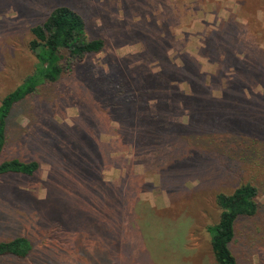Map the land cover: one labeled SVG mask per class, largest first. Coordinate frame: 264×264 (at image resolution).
I'll return each instance as SVG.
<instances>
[{
    "label": "rangeland",
    "instance_id": "374dc122",
    "mask_svg": "<svg viewBox=\"0 0 264 264\" xmlns=\"http://www.w3.org/2000/svg\"><path fill=\"white\" fill-rule=\"evenodd\" d=\"M57 5L104 45L6 119L1 159L39 168L0 175V241L33 242L26 258L0 264L112 263L91 228L108 209H97L103 188L71 160L94 147L100 184L127 188L120 264H215L205 232L218 216L215 194L243 182L258 204L234 221L229 246L236 264H264V0H0V99L33 69L29 28ZM156 112L165 137L144 125L136 144V121Z\"/></svg>",
    "mask_w": 264,
    "mask_h": 264
},
{
    "label": "trees",
    "instance_id": "16d2710c",
    "mask_svg": "<svg viewBox=\"0 0 264 264\" xmlns=\"http://www.w3.org/2000/svg\"><path fill=\"white\" fill-rule=\"evenodd\" d=\"M29 31L31 37L27 42V47L35 59L33 69L10 92L0 99V175L17 173L32 176L39 168L38 162L34 159L23 160L14 156L1 159L7 135L6 119L12 107L14 108L15 105L33 95L40 86L52 84L62 74L70 73L75 63L80 62L89 54L99 52L104 45L101 37L90 38L87 35L82 16L66 5L53 7L44 20L31 26ZM171 71L167 69L166 72L169 73ZM182 77L184 75L178 73L176 78ZM161 103V106L166 107L164 99H161ZM160 115L157 112L148 115L145 119L151 120L149 122L136 121L139 124L133 130L136 144L141 142L142 133L147 132L144 125L150 129V132L148 131L149 134L165 137L168 128L163 126L164 117L160 118ZM195 118H198V116H195ZM115 129L117 131V127ZM128 132L127 126L120 127L119 132H116L118 139L115 141L121 142V138L126 137ZM77 147L78 145L73 148ZM83 151L85 150H80L78 155H76L77 153L72 154L71 160L73 159V163L77 165L86 167V172L82 174L83 178L87 174L89 176L91 171L88 180H92L94 184L101 185L103 188L102 198L97 202V209L103 211L108 208L103 211V214L101 213L98 220L94 217L95 221L92 222L91 228L94 233H100L101 238L105 241V249L101 250L106 251V253L107 250L112 251L111 262L120 264L122 261H118V258L121 255L118 257L113 249L115 250L116 247L121 246L123 237L126 236L125 222L121 221V218L125 217V208L127 206L125 204L127 195L126 184L122 180L118 181L117 185L112 184L111 187H108L109 185L107 184H100V181L97 180L94 166H99L102 160L101 151L94 147L92 156L85 159L81 157ZM94 195L99 196L93 189ZM256 195V187L250 182L239 184L229 193L218 192L215 194L214 200L218 208V216L215 222L205 226L215 264H236L235 257L229 246L234 235V221L238 217H247L255 213L258 204ZM79 199L85 202L87 195ZM81 213V210L77 212L79 215ZM111 243L114 247L110 246ZM32 245L33 242L27 236L14 235L9 240L0 241V256L11 255L13 258L24 259L31 253ZM95 251L100 252V249ZM121 254L125 256V249L121 250Z\"/></svg>",
    "mask_w": 264,
    "mask_h": 264
}]
</instances>
